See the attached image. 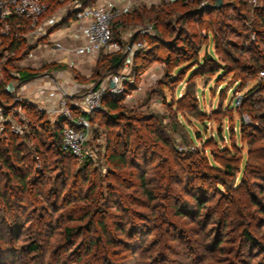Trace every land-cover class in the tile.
I'll list each match as a JSON object with an SVG mask.
<instances>
[{
    "label": "rangeland",
    "instance_id": "rangeland-1",
    "mask_svg": "<svg viewBox=\"0 0 264 264\" xmlns=\"http://www.w3.org/2000/svg\"><path fill=\"white\" fill-rule=\"evenodd\" d=\"M243 1L251 7L261 5L259 0ZM204 4L197 6L193 0L185 1L175 6L165 28L147 24L137 31L144 35L140 38L146 44L141 51L151 47L161 59L169 56L167 63L153 60L152 56L143 62L136 57L138 50L128 54L125 67L122 58L127 56L132 31L126 29L121 33V50L116 52L122 54L119 64L97 80L114 73H126L128 80L123 91L114 97L117 108L104 107L91 115L88 148L92 158L87 165L57 153L54 145L46 147L53 143L54 131L59 132L55 116L39 110L43 114L41 119L34 120L38 134L35 137L34 125L24 114L28 125L23 134L16 136L18 142L24 143L26 156H19L21 161L13 163L21 168V173L29 172L27 188H21L11 174L5 175L6 169H0V191L8 187L5 197L0 194V264H86L85 259L76 261L81 236L66 240L63 229L79 224L78 220L69 219L87 211L84 197L90 188L96 192L98 206L112 213L113 234L123 239L121 228L134 232L138 243H142L144 250L148 248L152 256H159L158 251L164 253V247H170L167 261L156 264H218L223 259V264H264V178L259 176L264 171L256 169V165L264 166L263 109L258 110L263 105L264 90L257 92L264 85V75L261 70L255 74L245 68L246 56L240 49L244 39L242 22L232 20L233 31L222 49L215 48L206 26L210 17L218 14L211 9L196 15L186 12ZM153 30L156 41L148 38L154 35ZM250 36L253 38V33ZM260 47L263 49V44ZM22 49L5 55L0 48V80L5 78V85L17 87L16 70L33 72L34 78L45 68L37 64L32 68L20 66ZM116 53L98 54L93 72L86 77L88 86L97 81L93 74L101 61ZM207 56L214 59L212 65L204 60ZM56 68L60 67L53 66L48 71ZM6 93L8 97L2 99L3 103H17L14 95ZM249 96L251 100L261 98L262 103L251 105L245 100ZM35 144L44 150L39 160L34 153ZM4 145L5 140L0 139V153L6 155ZM112 153L124 154L126 166L110 162ZM198 153L219 169L220 162L234 164L233 174L225 178L226 188L202 179L206 170ZM254 173L258 178H253ZM138 175L146 178L153 200L142 192ZM245 176L250 191L240 194V178ZM198 201L204 204L199 210ZM169 203L181 207L185 217H177L169 210ZM196 215L198 221L194 219ZM156 216L166 221L160 223ZM157 224L161 225L159 231L154 228ZM244 229L253 241L243 240ZM158 233L165 237V246L160 244L164 249L150 247ZM141 234H145L142 241ZM216 240L220 242L217 249L222 252H207ZM31 242L37 243L38 252L29 251ZM118 248L116 264H139L145 253L143 248L134 253Z\"/></svg>",
    "mask_w": 264,
    "mask_h": 264
},
{
    "label": "trees",
    "instance_id": "trees-1",
    "mask_svg": "<svg viewBox=\"0 0 264 264\" xmlns=\"http://www.w3.org/2000/svg\"><path fill=\"white\" fill-rule=\"evenodd\" d=\"M81 1L84 4H86L92 2L93 0H81ZM185 1L190 2L192 0H176L174 2H163L160 4V7L158 8H155L153 6L148 8L145 6L134 8L131 12L126 13L121 17L113 20L111 24L112 39L120 43L121 33L127 29L129 31H132V33L130 34L131 35L130 39H133V42L141 41L144 35H141L139 32L135 34L137 31H139V29L143 28L147 24H152V28L153 25H155V27L161 26L162 28H165V26L167 25L166 20L170 18L172 14H174L175 6L178 4H182ZM259 1L261 2L260 6L251 7L250 3H248L247 1L232 0L225 2L223 0V5L219 9H211L212 12H216L218 14V17H210L208 21V25L206 26V31L207 34L208 33L210 34V38L212 39V44H214L215 48L219 50L220 48L222 49V46L225 44L224 42L227 40L228 34H230L233 31L232 28L233 26L231 24L232 20L242 22V27L244 30V35H243L244 39L240 49L243 55L246 56L245 68L255 74L259 70L264 72V48L261 49L260 47L261 44H263L264 46V0H259ZM193 2H195V4L198 6L202 2L214 3V0H193ZM196 10L197 9L194 10L187 9L186 12L188 15H196L200 13V12H196ZM228 10H233V11L232 13H228ZM153 11H156L154 12V15H150V13H152ZM153 32L154 35H150V37L148 38L156 41L155 39L157 37L156 36L157 34L156 31L153 30ZM252 33L254 35L253 38L250 36V34ZM24 44H25L24 40L17 41L16 38L12 36L11 38L3 39L1 50L8 49L9 51L14 50L16 52L22 49ZM166 45L167 44H165V46ZM28 47L29 45H27L26 49H28ZM26 49L23 48L22 53H24ZM121 56H122L121 53L107 55L101 61L102 67L101 66L100 67L102 69L98 67L96 72L93 74V78L97 80V78L103 72L105 71L110 72L114 68V66L120 61ZM138 56L143 62L147 61L148 58H150V56H152L153 60H161L162 62L165 63L169 62L170 59L169 56H166L165 58L161 59V57L157 55L154 52V49L151 47L145 51L140 50L136 57ZM204 60L206 61V63L210 65H212L214 62V59H209L208 56ZM58 67H61V65H58ZM16 72H17V78L21 80L31 79L34 76L33 72H27L24 70H18V71L16 70ZM262 79L264 80V76L262 77ZM5 81H6L5 78L3 80H0V104H2L3 101L6 100V98L8 97L5 91ZM98 82L99 80H97L96 82L94 81V85L97 84ZM263 90H264V85H262L260 89L257 90V92ZM251 96L245 99L246 101L248 100L251 105L256 103L257 104L262 103L261 98L251 100L252 98ZM4 103L8 104V102L7 103L4 102ZM262 104L263 105L258 107V110L261 111L263 109V111L261 112V119H263L264 122V99ZM103 105L106 108L115 109L118 106V102L117 99L112 96H105L103 99ZM23 108L26 115L29 117L30 120L29 123L31 125H34L32 126V128L34 129L32 134L35 137H37L38 135L36 131L37 127L35 126L34 120L41 119L43 113L28 103H25L23 105ZM97 112H93V113H97ZM93 113H90L87 116L89 122H91V115ZM55 122L59 125V132L57 133L56 131H54L52 135L54 141L53 143L48 144L46 147L50 148L51 145H54V147L56 148L55 151L57 153L63 156L75 158L70 153L61 150L60 144H61L62 121L60 119H56ZM238 127L241 131L242 129L240 128V126ZM0 139L5 140V145H4L5 148L3 153L6 154L4 155L0 153V160H1L0 169L2 168L6 169L5 175L11 174L12 177L16 178V181L18 182L21 188H27L26 176L29 172H26L25 174L21 173L22 171L21 168L17 167L13 163L16 161H21V158L19 156H26L23 154L24 143L18 142V137L11 133H6L4 135H1ZM253 140L250 142H253ZM34 148H35L34 153L37 156V159L39 160L38 156L42 155L44 150H42L37 144H35ZM198 157L200 158L201 162L204 164L206 170L204 172V175L202 176V179H208L210 181H213L215 185L221 186L222 188H226L227 180L225 178L233 174L235 170L234 164H231L229 162H220L222 169H219L216 165L208 164V159L203 154L198 153ZM90 160L91 159L86 158L83 161L84 165H87L88 162H90ZM109 161L114 163L115 166L120 165L124 167L127 164L124 154L112 153L109 155ZM259 165H256V169L261 172L264 171L263 164H259ZM263 173L259 175L262 178H264ZM254 177L258 178V175L254 173L253 178ZM137 179L139 181V186L142 192L145 194V196L149 200H153V195L151 191L146 187L148 183L146 182V178L144 177V175H138ZM240 181L241 184L238 186V189L240 190V194L241 192H245V191L247 192L248 190L250 191L246 176L244 178H240ZM93 191L94 188H90L89 192L84 197L85 201L87 202L84 208H87V211L78 218L70 217L69 219V220H78L79 224L66 225L63 229L64 237L67 240L70 237L72 238L76 236H81L80 243H78L79 248H77L75 251V254L77 255L76 256L77 262H82L85 259L86 264H116L114 261H116L115 258L119 256L120 251H115V248L119 247L121 250H132L134 253L136 250L137 251L141 250V248H143V245L142 243L141 244L138 243L137 241L138 238L137 236L134 235L135 234L134 232L132 233L127 232L125 228H121L122 231H120V233L124 235L123 239L113 234L115 230L111 228L112 213L106 211L105 209H101L98 206V199L95 198L96 192ZM7 192H8V187L6 188V191L1 190L0 194L2 195V197H5V194H7ZM91 193H94L92 197L90 196ZM224 195H228V194L225 193ZM196 205L198 206L197 210H199V208H202L204 206V204L200 201H198ZM168 208L169 210H173L174 214L177 217H185L186 215V213L182 211L183 209L181 207H177V205H172L169 203ZM197 213H199V211H197ZM197 215L194 218L196 221H198V218H196ZM97 216L100 219H97ZM156 220L161 223V222H165L166 218L163 219L160 216H156ZM172 222L176 224L178 223V221L176 220L175 221L173 220ZM159 226L161 225L157 224L156 227H154L155 230L159 231L160 230ZM144 236L145 234H141V241L144 240ZM156 237L157 238L153 242H150V247L160 246V244L161 246H165L164 245L165 237L163 235H160L159 233L157 234ZM242 238L243 240H246V242L248 241L250 242L254 240L246 229L242 231ZM219 244H220L219 240L214 241V243L212 244L213 247L209 249L207 248L206 251L211 252L213 250L214 252L215 251L222 252L221 250L217 249ZM164 248H163L165 251L164 253L158 251L159 256H155L156 253L153 254L152 256L151 252L147 251L148 248H146L145 250L143 248L145 253L141 255L142 260L141 262H139V264H156L162 262V260L167 261L168 258L167 249L170 247L166 246ZM28 249L30 252H38L39 247L37 243L31 242L28 245ZM219 260L220 259H218V261ZM223 262L224 259L220 260L218 264H223Z\"/></svg>",
    "mask_w": 264,
    "mask_h": 264
},
{
    "label": "built area",
    "instance_id": "built-area-1",
    "mask_svg": "<svg viewBox=\"0 0 264 264\" xmlns=\"http://www.w3.org/2000/svg\"><path fill=\"white\" fill-rule=\"evenodd\" d=\"M65 1L0 0V48L3 39L13 36L17 41L24 40L29 45L18 59L23 68H32L36 64L38 67L53 64L65 66L67 71L62 81L63 87L57 84L54 76L47 75V84L33 92V99L41 100L44 104L46 102L39 110H46L55 116L54 120L62 121L61 150L84 161L92 158V151L88 148L90 122L87 116L104 108L105 96H118L128 77L126 73H114L93 86L87 85L82 91H77L70 71L83 74V67L79 66L90 65L93 69L100 52L120 51V43L112 39L111 24L113 20L131 12L138 3L135 0H93L84 4L81 0H72L61 7ZM61 39H75L78 42L75 45L65 44ZM145 45V41H137L132 42L130 47L126 46L127 56L122 58L125 67L130 58L128 54L146 49ZM2 52L5 55L15 53L8 49ZM261 73L264 75V72ZM15 81V88L11 83L5 85V91L14 95L17 103L0 104V136L6 133L21 135L25 125H28L23 108L28 100L21 93L23 83L28 79L18 81L16 78ZM235 104H238V100Z\"/></svg>",
    "mask_w": 264,
    "mask_h": 264
},
{
    "label": "crops",
    "instance_id": "crops-1",
    "mask_svg": "<svg viewBox=\"0 0 264 264\" xmlns=\"http://www.w3.org/2000/svg\"><path fill=\"white\" fill-rule=\"evenodd\" d=\"M174 1H176V0H135V2L138 3V5L135 8L141 7V6H145L148 8L150 6H156V5L160 4L161 2H174ZM123 37L124 36L121 34V39ZM61 42L65 43V44L75 45L78 41H76L75 39H61ZM53 66H58V64L46 65L45 68L47 70L45 68H43L41 70L40 74H38V76L34 77L32 80L28 79V82L26 84L23 83L22 90L20 89L23 96L27 97L28 104L34 106L38 110L40 109L39 107L46 104V102L44 104V102L41 100L36 101L35 99H33V92L35 90H37V88H39L40 86H42V85L44 86L45 84H47V81H40V80L45 79V77L47 75H52L56 78L55 81L57 82V84L63 87L62 81L64 79L65 72L67 70H66L65 66L61 64L60 68H56V70H54V71H52V70L48 71V68L53 67ZM79 67L80 68L83 67L82 68V71L84 72L83 74H80V73L79 74L78 73L73 74V72H71V71H70V74H71L72 80L76 86V90L82 91V88L84 86L88 85L87 82L85 83V81L88 79L86 77L90 76L93 69L90 65H86V66L82 65ZM74 72H77V71H74ZM84 77H85V79H84ZM49 85H51V84L49 83Z\"/></svg>",
    "mask_w": 264,
    "mask_h": 264
},
{
    "label": "water",
    "instance_id": "water-1",
    "mask_svg": "<svg viewBox=\"0 0 264 264\" xmlns=\"http://www.w3.org/2000/svg\"><path fill=\"white\" fill-rule=\"evenodd\" d=\"M222 5H223V0H214L213 4L205 3L204 6L200 9H197L196 12H203L204 9H219ZM137 33L138 32H136L135 34H137ZM132 42H133V39H130V41L128 43V47L131 46ZM209 57H210V55H209ZM119 62L115 66H117L119 64Z\"/></svg>",
    "mask_w": 264,
    "mask_h": 264
}]
</instances>
